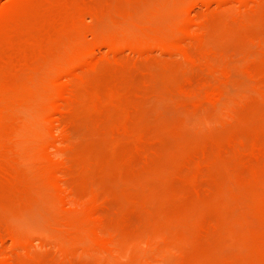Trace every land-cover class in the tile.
<instances>
[{"label":"rangeland","instance_id":"1","mask_svg":"<svg viewBox=\"0 0 264 264\" xmlns=\"http://www.w3.org/2000/svg\"><path fill=\"white\" fill-rule=\"evenodd\" d=\"M233 1L0 0L1 264H264V0Z\"/></svg>","mask_w":264,"mask_h":264},{"label":"bare ground","instance_id":"2","mask_svg":"<svg viewBox=\"0 0 264 264\" xmlns=\"http://www.w3.org/2000/svg\"><path fill=\"white\" fill-rule=\"evenodd\" d=\"M221 1V2H220ZM233 1V0H232ZM232 1H230L229 2V0H217V4H218V6H226V5H231V3H232ZM252 0H236V1H233L235 4H236V2L238 3V4H242V5H244L245 7H246V5H248V4H250V2H251ZM219 2V3H218ZM229 2V3H228ZM221 3V4H220ZM227 3V4H226ZM208 4V3H207ZM206 4V5H207ZM233 4V3H232ZM242 5H241V7H242ZM244 8V7H243ZM195 20H197V19H195ZM199 21V22H198ZM197 22L198 23H201L200 22V20H198ZM191 22V21H190ZM192 22H193V20H192ZM196 22V21H195ZM194 23L195 25H198V26H200L201 27V25H199L198 23ZM193 25V24H192ZM192 25H190V23H189V26H191V27H188L186 30H185V32L182 34V37L180 36V38L179 39H176L177 41H175L174 43H171V44H167L166 45V43L164 44H155V46L158 48V49H161V50H166V52L167 51H170V54H172L171 52H173V51H176V50H181L182 51V49L183 48H185V46H186V44L188 43V42H186V41H188V38H189V36H191V33H192V35H193V29H192ZM188 26V25H187ZM191 28V29H190ZM193 28H195V27H193ZM200 29V28H199ZM199 29L197 30V32L199 31ZM200 32H198V34H199ZM196 35V34H195ZM195 35H193V36H195ZM193 37L191 36V39H192ZM169 40H171V39H169ZM190 41H192V40H190V38H189V42ZM158 42V41H157ZM165 42V41H164ZM168 42V41H167ZM159 43V42H158ZM170 43V42H169ZM152 44V43H151ZM153 45V44H152ZM190 45V44H189ZM143 46H145L144 48H143V51H141V52H139L140 53V55H142V54H145L146 52L148 53L150 50H149V48L150 49H152V47H150V46H148L147 44L146 45H143ZM186 48H188V45L186 46ZM186 48H185V50H186ZM111 49H115V48H113V47H111ZM184 50V49H183ZM114 51H116V49L114 50ZM181 51H179V52H181ZM165 52V51H164ZM184 52V51H183ZM93 54V53H92ZM174 54H176V52L174 53ZM84 55V54H83ZM89 55V56H88ZM147 55V54H146ZM91 56V54H88L87 53V55H85V56H82V59L80 58H78L79 60H75V62L74 61H72L71 63V65H72V67H70V69H66V71H64L62 74H61V83L58 85V88H57V92H58V95H56V97L57 98H55L54 100H55V102L52 104L53 105V108H52V110H50V111H52V113L50 112V116H52V118H53V123L55 124V122L56 121H58L59 119H56V117H58V118H60V114L62 113V112H65V108L69 105V107H70V104L73 102V101H75L74 99L77 97V94H76V91H75V89H74V87H75V84L77 83V81H81V79L82 78H80L81 76V74L80 75H78V71H76L77 69L76 68H78V69H80L83 65L81 64V63H83L84 64V66H86V68H93L92 66H90V65H93L94 63H97L95 60L96 59H94L95 57H90ZM98 61V60H97ZM74 62V63H73ZM77 63H80L81 64V66H80V64H79V67H76V66H73V65H77ZM70 65V66H71ZM83 66V68L84 69H82L81 71H83V70H85V67ZM94 66H96V64L94 65ZM68 68H69V66H68ZM71 68H73V69H71ZM75 68V69H74ZM80 72V71H79ZM80 79V80H79ZM60 80V79H59ZM76 88V87H75ZM2 110V109H1ZM67 111V110H66ZM60 113V114H59ZM65 114V113H64ZM2 115V113L0 112V116ZM62 117L63 116H61V119H62ZM51 121V120H50ZM59 122V121H58ZM57 122V123H58ZM61 122V121H60ZM56 125V124H55ZM57 125H59V124H57ZM57 125L55 126V127H57ZM51 126H53V125H51ZM55 127H53V128H55ZM62 127V126H61ZM58 128V127H57ZM65 128V127H64ZM62 130H63V128H62ZM63 131H65V129L63 130ZM63 133V132H62ZM67 133V132H66ZM65 133V134H66ZM65 134L62 136L63 138H61L60 136V144H62V142H64V141H61L62 139H64V137H65ZM1 139V138H0ZM59 139V138H58ZM65 140V139H64ZM52 141V140H51ZM55 141V140H54ZM58 141V142H59ZM59 144V143H58ZM57 144V145H58ZM53 145H55V144H53ZM61 146V145H60ZM60 160H62V159H60ZM63 161V160H62ZM62 161H59V163L61 162L62 163ZM61 163H60V166H61ZM63 164V163H62ZM59 165V164H58ZM64 165V164H63ZM62 165V166H63ZM64 167V166H63ZM58 180V179H57ZM60 180V179H59ZM61 181V180H60ZM58 183V182H57ZM59 184H61V182L59 183ZM64 185H62V187H63ZM59 187V186H58ZM61 188V187H60ZM65 188V187H64ZM67 189V188H66ZM62 192H67L66 190L65 191H63V189H62ZM70 192V191H69ZM63 193V194H64ZM69 194H71V193H69ZM66 195H63V197H65ZM61 197H62V195H61ZM72 197V196H71ZM66 198V197H65ZM63 199V201L64 200H66V199H69L70 197L68 196V198H66V199ZM71 200H72V198H71ZM70 201V200H69ZM69 201H67L66 200V202H68L69 203ZM74 201V200H73ZM73 203V202H72ZM68 205V204H67ZM69 207H70V205H69ZM72 207H73V204H72ZM76 207V206H75ZM17 245V243L15 244V246ZM18 246H16V248L14 249V251L16 250V249H18L17 248ZM22 247H24V245H20V249L22 248ZM24 249V248H23ZM25 249H26V247H25ZM27 250V249H26ZM12 251V250H11ZM28 253V252H27ZM15 254V253H14ZM3 254H1V251H0V261L2 260V256ZM10 255H12V253L10 254ZM8 257H10V256H8ZM13 258V256L11 257V259ZM7 259V258H6ZM3 260H4V257H3ZM10 260V259H9ZM11 261V260H10ZM13 261V260H12ZM6 262V261H5ZM2 263V262H1ZM0 263V264H1ZM6 263H8V262H6ZM5 263V264H6ZM13 263H15V261L13 262ZM12 263V264H13ZM19 262H17V264H18ZM22 263V262H21Z\"/></svg>","mask_w":264,"mask_h":264}]
</instances>
